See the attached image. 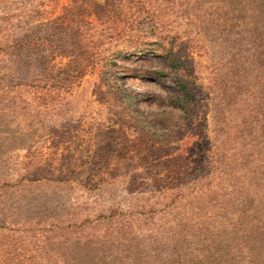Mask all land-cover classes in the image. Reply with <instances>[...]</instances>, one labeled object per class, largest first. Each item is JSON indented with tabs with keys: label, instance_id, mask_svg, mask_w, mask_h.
<instances>
[{
	"label": "rangeland",
	"instance_id": "374dc122",
	"mask_svg": "<svg viewBox=\"0 0 264 264\" xmlns=\"http://www.w3.org/2000/svg\"><path fill=\"white\" fill-rule=\"evenodd\" d=\"M263 47L264 0H0V264H264Z\"/></svg>",
	"mask_w": 264,
	"mask_h": 264
},
{
	"label": "trees",
	"instance_id": "16d2710c",
	"mask_svg": "<svg viewBox=\"0 0 264 264\" xmlns=\"http://www.w3.org/2000/svg\"><path fill=\"white\" fill-rule=\"evenodd\" d=\"M258 55L260 56V64L263 65V67H264V47L262 48V50H260ZM0 215H3V213L0 212ZM175 232H178V230ZM182 237L185 238V236H183V235H182ZM109 244L106 243L105 245L108 246ZM122 246L124 249L118 248L117 251H113L111 249L104 250L102 248V250H100V252L97 254L94 252V250L89 251V254H90V256H94L95 258L97 257L99 259H101V258H105V260L109 259V258L111 259L109 262H106V261L103 262V260L101 259V260H99L100 263L97 261L99 264H134L133 260H131L132 258L129 255H127V252H128L127 250H128L130 245H122ZM177 246H180V245H177ZM172 247L173 246L169 245V252L167 253V255L165 257L160 258V257H158V255H155L153 257L156 264H180L182 262H184L183 264L189 263L188 257L184 256V254H181V253H179V254L173 253L172 254V252L170 250ZM102 255L104 257H102Z\"/></svg>",
	"mask_w": 264,
	"mask_h": 264
}]
</instances>
